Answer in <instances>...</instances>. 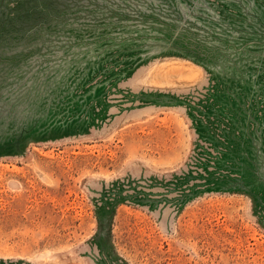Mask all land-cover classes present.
<instances>
[{"label": "rangeland", "instance_id": "obj_1", "mask_svg": "<svg viewBox=\"0 0 264 264\" xmlns=\"http://www.w3.org/2000/svg\"><path fill=\"white\" fill-rule=\"evenodd\" d=\"M0 264H264V0H0Z\"/></svg>", "mask_w": 264, "mask_h": 264}]
</instances>
